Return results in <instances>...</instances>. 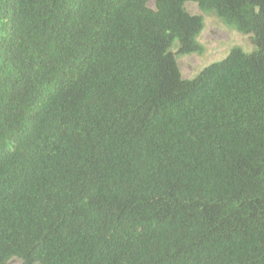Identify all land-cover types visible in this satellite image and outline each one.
<instances>
[{
  "label": "trees",
  "instance_id": "obj_1",
  "mask_svg": "<svg viewBox=\"0 0 264 264\" xmlns=\"http://www.w3.org/2000/svg\"><path fill=\"white\" fill-rule=\"evenodd\" d=\"M189 2L253 52L184 79L179 57L204 50ZM14 258L264 264V0H0V264Z\"/></svg>",
  "mask_w": 264,
  "mask_h": 264
},
{
  "label": "rangeland",
  "instance_id": "obj_2",
  "mask_svg": "<svg viewBox=\"0 0 264 264\" xmlns=\"http://www.w3.org/2000/svg\"><path fill=\"white\" fill-rule=\"evenodd\" d=\"M149 7L154 8V4L150 3ZM186 10L191 15L203 16L205 27L198 38L204 50L180 56L178 59L179 69L184 79L197 78L208 66L225 60L234 49H240L246 53L253 52L252 35H243L235 28L224 24L215 14H205L196 3H187ZM9 264L22 263L19 260H12Z\"/></svg>",
  "mask_w": 264,
  "mask_h": 264
},
{
  "label": "clouds",
  "instance_id": "obj_3",
  "mask_svg": "<svg viewBox=\"0 0 264 264\" xmlns=\"http://www.w3.org/2000/svg\"><path fill=\"white\" fill-rule=\"evenodd\" d=\"M150 3H153V4H154V2H150ZM150 3H149V4H150ZM202 31H203V30H202ZM243 35H244V34H243ZM200 44H201V43H200ZM231 52H232V51H231ZM229 54H230V53H229ZM228 56H229V55H228ZM228 56H227V57H228ZM178 61H179V60H178ZM220 62H221V61H220ZM200 75H201V74H200ZM194 79H195V78H194ZM186 80H187V79H186ZM2 161H4V160L2 159ZM12 260H19V261H21L22 264H24L23 261H22L21 259L14 258V259L9 260V262H11ZM9 262H8L7 264H9Z\"/></svg>",
  "mask_w": 264,
  "mask_h": 264
}]
</instances>
